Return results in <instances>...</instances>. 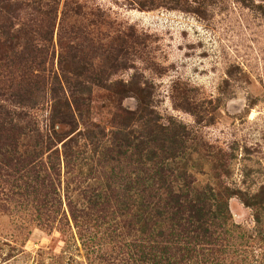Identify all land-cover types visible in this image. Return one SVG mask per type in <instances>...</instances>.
I'll use <instances>...</instances> for the list:
<instances>
[{"label": "rangeland", "instance_id": "1", "mask_svg": "<svg viewBox=\"0 0 264 264\" xmlns=\"http://www.w3.org/2000/svg\"><path fill=\"white\" fill-rule=\"evenodd\" d=\"M40 4L41 11L13 12L12 23L18 27L25 22L37 31L32 36L46 46L47 70L82 66L80 80L93 88L84 116L72 111L49 122L47 105L32 111L41 130L54 123L59 135L65 140L77 138L80 146L79 156L68 165L62 142L55 146L64 211L68 213L66 195L102 186L105 176L92 150L83 149L92 144L83 145L78 132L97 123L104 127L106 140L117 127L115 107L122 104L134 110L137 104L131 92L115 93L99 84L151 85L153 106L162 122L173 121L188 133L185 154L177 165L186 164L191 178L200 184L246 196L264 188V0H41ZM46 31L45 42L39 34ZM72 48L82 62L69 61ZM106 55L116 57L114 67H109ZM0 72L6 82L17 79L16 71L3 67ZM227 202L232 221L243 234L237 264H264V210L258 211L257 224L256 209L239 194H230ZM52 214H37L32 198L11 194L1 176L0 264H105L83 248L69 213L67 225L60 226Z\"/></svg>", "mask_w": 264, "mask_h": 264}, {"label": "trees", "instance_id": "2", "mask_svg": "<svg viewBox=\"0 0 264 264\" xmlns=\"http://www.w3.org/2000/svg\"><path fill=\"white\" fill-rule=\"evenodd\" d=\"M40 3L0 0V70L17 73L15 82H6L0 72V177L9 192L29 195L36 213L53 212L59 226L67 225L69 213L83 248L105 264H237L243 234L232 221L228 197L239 194L256 209L260 224L264 188L251 196L226 194L230 188L221 193L191 178L186 164L177 165L188 133L173 121L162 122L147 82L99 84L115 93L131 92L137 104L134 110L115 107L117 127L106 140L104 127L97 123L78 132L83 145L92 144L83 149L92 150L105 176L102 186L66 195L68 213L63 210L56 142H62L65 165L79 156L80 146L77 138L59 135L54 123L41 130L32 111L47 105L49 122L72 111L84 116L93 88L80 80L82 66L47 70L46 46L32 36L37 31L25 22L18 27L12 23L13 12L41 11ZM39 35L49 41L47 31ZM71 50L69 61L82 62L75 48ZM106 56L114 67L116 57Z\"/></svg>", "mask_w": 264, "mask_h": 264}]
</instances>
